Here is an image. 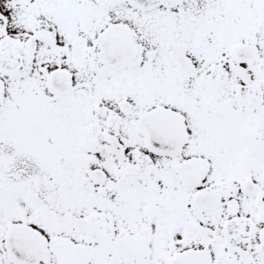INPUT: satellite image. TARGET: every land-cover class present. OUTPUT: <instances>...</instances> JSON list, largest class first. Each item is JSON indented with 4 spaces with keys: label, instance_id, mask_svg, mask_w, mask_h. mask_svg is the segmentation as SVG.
<instances>
[{
    "label": "snow or ice",
    "instance_id": "1",
    "mask_svg": "<svg viewBox=\"0 0 264 264\" xmlns=\"http://www.w3.org/2000/svg\"><path fill=\"white\" fill-rule=\"evenodd\" d=\"M0 264H264V0H0Z\"/></svg>",
    "mask_w": 264,
    "mask_h": 264
}]
</instances>
